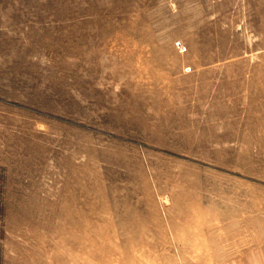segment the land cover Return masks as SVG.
<instances>
[{"label": "rangeland", "instance_id": "1", "mask_svg": "<svg viewBox=\"0 0 264 264\" xmlns=\"http://www.w3.org/2000/svg\"><path fill=\"white\" fill-rule=\"evenodd\" d=\"M0 264H264V0H0Z\"/></svg>", "mask_w": 264, "mask_h": 264}]
</instances>
